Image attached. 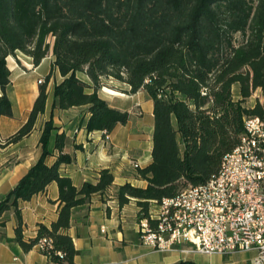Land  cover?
I'll use <instances>...</instances> for the list:
<instances>
[{
    "label": "trees",
    "instance_id": "16d2710c",
    "mask_svg": "<svg viewBox=\"0 0 264 264\" xmlns=\"http://www.w3.org/2000/svg\"><path fill=\"white\" fill-rule=\"evenodd\" d=\"M51 48L54 67L64 77L55 85L54 107L88 105L89 131L111 133L130 120L128 110L100 96L106 79L129 85V93L144 90L154 101L152 161L135 166L147 186L125 182L117 190L121 206L137 201L140 219L149 216L153 203L216 175L224 155L240 144L245 117H264V102L246 105L258 90L264 94V0H0V117L13 115L8 56L21 51L38 65ZM51 76L40 83L28 121L6 140L0 138L1 145L34 131L46 110ZM55 129L53 119L45 123L42 155L0 201V217L14 207L16 239L25 251L45 238L41 250L52 261L76 264L78 250L69 233L73 209L106 192L115 176L104 168L97 182L77 186L63 175L61 164L72 161L63 153L64 133L56 135L60 154L48 164ZM52 182L60 189L58 217L50 225L40 223L37 234L27 238L19 201L44 192Z\"/></svg>",
    "mask_w": 264,
    "mask_h": 264
},
{
    "label": "crops",
    "instance_id": "0c3cea01",
    "mask_svg": "<svg viewBox=\"0 0 264 264\" xmlns=\"http://www.w3.org/2000/svg\"><path fill=\"white\" fill-rule=\"evenodd\" d=\"M50 41L53 44L54 38L51 37ZM54 61L53 48L38 65L34 64L31 56L21 51L7 58L11 70L7 94L12 103L13 115L0 117L2 140L16 133L28 121L40 94L39 79H45L50 73L52 76L48 83L46 110L39 116L34 131L18 142L0 144V201L41 157L42 131L45 123L53 119L56 129L50 140L53 153L47 158L48 164H53L60 154L55 149L56 135L64 133L66 145L63 153L69 154L72 161L61 164L63 175L70 176L77 186L85 181L97 182L104 168H109L115 176L113 186L106 192L94 194L88 203L73 209L69 233L78 250L76 264H253L257 255L254 250L205 254L186 251L191 244L184 243L175 249L161 251L142 242L140 207L135 199L121 206L117 190L125 182L147 186L146 180L137 177L135 166L145 167L152 161L154 101L144 90L125 93L123 96L119 90L128 92L129 85L113 78L106 79L114 84L104 85L99 91L100 96L111 106L131 113L129 122L118 124L106 138L102 130H88L91 116L88 105L69 109L54 107L55 85L64 79L60 70L54 67ZM78 76L91 82L90 77L83 72H79ZM121 84L127 86L124 88ZM234 90L236 98H240L237 85ZM135 107L141 109V115H135L132 111ZM145 120L148 126L144 128L140 124ZM59 195L58 183L52 182L44 192L34 195L30 200L19 201L27 238L37 234L40 223L50 225L57 219ZM151 208L155 209L156 204L153 203ZM17 224L14 207L0 217V264H58L39 245L25 251L16 239Z\"/></svg>",
    "mask_w": 264,
    "mask_h": 264
},
{
    "label": "built area",
    "instance_id": "2783aa9c",
    "mask_svg": "<svg viewBox=\"0 0 264 264\" xmlns=\"http://www.w3.org/2000/svg\"><path fill=\"white\" fill-rule=\"evenodd\" d=\"M244 123L240 144L216 175L155 203L140 219L144 244L164 251L189 243L186 251L205 254L254 250L253 264H264V117L246 116Z\"/></svg>",
    "mask_w": 264,
    "mask_h": 264
},
{
    "label": "rangeland",
    "instance_id": "374dc122",
    "mask_svg": "<svg viewBox=\"0 0 264 264\" xmlns=\"http://www.w3.org/2000/svg\"><path fill=\"white\" fill-rule=\"evenodd\" d=\"M110 79H111V78H109V80H110ZM109 80H107V81L104 80V85H106V84H107V85H112V84H114V83L110 82ZM115 80H116V79H115ZM121 86L125 88L127 85L121 84ZM101 89H102V88H101ZM119 92L122 93L123 96H125V95H124L125 93H129V92H127L125 89H121V90H119ZM258 99H259L261 102H264V94H263L260 90L257 91L256 93H254V95H253L251 98L248 99L246 105H247V106H252V105H254V104L257 102ZM132 111H133V112L135 113V115H137V116L141 115V113H140L141 109H140L139 107H135ZM140 125H143L144 128H145V127L148 126V121L145 120V121H144L142 124H140Z\"/></svg>",
    "mask_w": 264,
    "mask_h": 264
}]
</instances>
